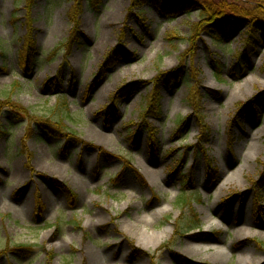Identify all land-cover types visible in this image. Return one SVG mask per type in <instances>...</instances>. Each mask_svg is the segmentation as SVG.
<instances>
[{
	"label": "rangeland",
	"instance_id": "obj_1",
	"mask_svg": "<svg viewBox=\"0 0 264 264\" xmlns=\"http://www.w3.org/2000/svg\"><path fill=\"white\" fill-rule=\"evenodd\" d=\"M73 4L0 0V264H264L261 34L81 0L52 53Z\"/></svg>",
	"mask_w": 264,
	"mask_h": 264
},
{
	"label": "trees",
	"instance_id": "obj_2",
	"mask_svg": "<svg viewBox=\"0 0 264 264\" xmlns=\"http://www.w3.org/2000/svg\"><path fill=\"white\" fill-rule=\"evenodd\" d=\"M73 1L74 4L72 5L71 9L67 13V18L72 25V32L66 43H60L56 46L52 53L56 51L63 50L67 47L68 43L73 40V29L76 28L79 24V16L81 13V0H69ZM88 4L90 3L92 6L98 4L99 0H87ZM152 3L158 5L163 13L167 16H172L177 14L180 11L190 13L192 11H197L199 14V22L195 25V29H207V28H214L217 32H220L223 37L234 34L240 31L242 28H245L244 34H246L247 38L245 40V45L249 43L248 39H254V34L259 33L261 34V38L264 39V0H249L243 3H227L225 1H218V0H150ZM146 0H132V5H141L145 3ZM30 5V1H28V6ZM96 6V5H95ZM220 26L221 28H219ZM32 53V43L30 40V36H27L24 40V44L22 46L21 51L18 53L19 62L22 68H26V66H30V56ZM112 53L109 57L106 58L108 60L111 58ZM176 72L161 74L160 76L163 77L167 82H172L175 80L173 78L176 76ZM160 79L159 81H161ZM56 80V79H54ZM53 81V80H52ZM51 81V82H52ZM59 85V84H56ZM158 94L155 93V100L158 99ZM190 97H193L191 92ZM156 102L153 98L145 101L146 110H142V116H144L147 111L156 108ZM238 117H234L232 120L233 122L237 121ZM39 127L41 130L45 131L47 134H51L53 136H70L73 138V133L68 131L67 129L60 126L59 121L47 119L45 121H38ZM56 125L58 128H55ZM29 131V130H28ZM151 135H152V130ZM32 134V133H31ZM31 134L26 135V138H30ZM133 136L130 138V141L133 143L136 141L135 138L132 139ZM73 140V139H70ZM155 147V142H151V138L149 141V148L151 149V153H153ZM185 178V179H184ZM184 185L185 182H188L187 177L179 178ZM54 182L52 179H49V182ZM63 188V186H61ZM65 193L67 194L71 203L74 201V195L67 189L63 188ZM182 190V189H180ZM183 194V192H181ZM259 212V211H258ZM259 214V213H258ZM24 251H28L30 249L29 246H20Z\"/></svg>",
	"mask_w": 264,
	"mask_h": 264
},
{
	"label": "bare ground",
	"instance_id": "obj_3",
	"mask_svg": "<svg viewBox=\"0 0 264 264\" xmlns=\"http://www.w3.org/2000/svg\"><path fill=\"white\" fill-rule=\"evenodd\" d=\"M241 232H244V230H243V229H240V230H239V235H238V236H243V235H244V233H241ZM90 254H91V253H90ZM91 256H92V254H91ZM95 256H96V255H95ZM96 257L98 258V256H96ZM96 257H95V258H96Z\"/></svg>",
	"mask_w": 264,
	"mask_h": 264
}]
</instances>
